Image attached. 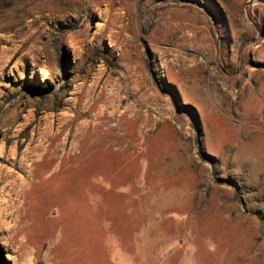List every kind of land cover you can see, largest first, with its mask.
<instances>
[{"label":"rangeland","instance_id":"obj_1","mask_svg":"<svg viewBox=\"0 0 264 264\" xmlns=\"http://www.w3.org/2000/svg\"><path fill=\"white\" fill-rule=\"evenodd\" d=\"M2 264H264V0H0Z\"/></svg>","mask_w":264,"mask_h":264},{"label":"trees","instance_id":"obj_2","mask_svg":"<svg viewBox=\"0 0 264 264\" xmlns=\"http://www.w3.org/2000/svg\"><path fill=\"white\" fill-rule=\"evenodd\" d=\"M0 264H2L1 258H0Z\"/></svg>","mask_w":264,"mask_h":264}]
</instances>
